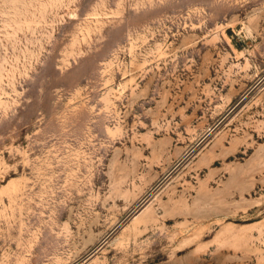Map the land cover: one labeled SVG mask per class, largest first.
<instances>
[{"label":"rangeland","instance_id":"1","mask_svg":"<svg viewBox=\"0 0 264 264\" xmlns=\"http://www.w3.org/2000/svg\"><path fill=\"white\" fill-rule=\"evenodd\" d=\"M0 264H264V0H0Z\"/></svg>","mask_w":264,"mask_h":264}]
</instances>
